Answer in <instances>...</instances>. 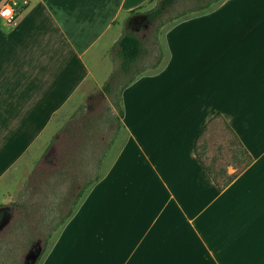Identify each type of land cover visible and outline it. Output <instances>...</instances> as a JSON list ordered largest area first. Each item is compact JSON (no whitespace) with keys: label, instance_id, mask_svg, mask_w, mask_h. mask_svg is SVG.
<instances>
[{"label":"crops","instance_id":"0c3cea01","mask_svg":"<svg viewBox=\"0 0 264 264\" xmlns=\"http://www.w3.org/2000/svg\"><path fill=\"white\" fill-rule=\"evenodd\" d=\"M18 1L15 22L0 16V183L15 179L9 173L46 132L53 138L63 107L104 90L117 62L103 59L123 33L109 34L144 2ZM217 5L189 18L188 51L170 50L168 35L157 71L125 84L126 137L77 196L41 264H264V0ZM217 113L254 156L222 190L196 152Z\"/></svg>","mask_w":264,"mask_h":264},{"label":"rangeland","instance_id":"374dc122","mask_svg":"<svg viewBox=\"0 0 264 264\" xmlns=\"http://www.w3.org/2000/svg\"><path fill=\"white\" fill-rule=\"evenodd\" d=\"M159 1L144 0L137 11L146 13ZM221 1L178 0L157 19L139 25L131 24V15L125 18L126 13H122V26L111 30L109 35L133 31L145 41L144 52L129 71H124L118 46L108 47L109 54L103 63L112 66L117 62L111 74L114 76L109 79L111 90L97 89L81 102L77 103V98L71 106L63 107L64 112L55 117L51 126L56 128L53 138L49 140L50 132H46L19 168L9 173L15 179H4L0 183V210L3 211L0 264H41L77 196L107 172L126 137V128L121 126L125 84L143 70L157 71L169 49L168 35L173 42L170 50L188 51L191 43L189 18L205 19V14L211 11L206 7L215 8ZM199 23L201 25H194L195 30L205 24ZM109 37L103 40L102 47L109 46L110 43H106ZM175 52H172L173 57ZM182 69L181 75H186L183 82H186L188 65H183ZM170 74L172 81V72ZM150 76L146 75L145 81H155ZM76 148L80 153H76Z\"/></svg>","mask_w":264,"mask_h":264},{"label":"trees","instance_id":"16d2710c","mask_svg":"<svg viewBox=\"0 0 264 264\" xmlns=\"http://www.w3.org/2000/svg\"><path fill=\"white\" fill-rule=\"evenodd\" d=\"M177 1L160 0L157 6L146 12L148 18L150 20L157 19ZM136 13L140 12L137 9L133 10L130 19ZM117 46L122 58L121 68L124 71H129L142 56L145 41L135 32L129 30L118 39ZM111 88L112 82L109 80L104 85V89L110 91ZM121 115H124L123 109ZM196 152L200 162L221 190L226 188L254 160L253 154L222 113L214 115L200 132L196 139ZM230 166H233V172H230Z\"/></svg>","mask_w":264,"mask_h":264},{"label":"built area","instance_id":"2783aa9c","mask_svg":"<svg viewBox=\"0 0 264 264\" xmlns=\"http://www.w3.org/2000/svg\"><path fill=\"white\" fill-rule=\"evenodd\" d=\"M21 5L18 0H11L0 7V16L4 17L8 22H15L21 13Z\"/></svg>","mask_w":264,"mask_h":264},{"label":"water","instance_id":"95a60500","mask_svg":"<svg viewBox=\"0 0 264 264\" xmlns=\"http://www.w3.org/2000/svg\"><path fill=\"white\" fill-rule=\"evenodd\" d=\"M148 17H149V16H148L147 13H136V14H134V15L131 17L130 21H133V22H135V23H140V22L146 20Z\"/></svg>","mask_w":264,"mask_h":264},{"label":"flooded vegetation","instance_id":"af4514ba","mask_svg":"<svg viewBox=\"0 0 264 264\" xmlns=\"http://www.w3.org/2000/svg\"><path fill=\"white\" fill-rule=\"evenodd\" d=\"M149 21H151V20H150L149 18H147L146 20H144V21H142V22H140V23H135V22H133V21H130V23L133 24V25H139V24H147ZM2 213H3V211L0 210V224H1V222H2V219H1V217H2Z\"/></svg>","mask_w":264,"mask_h":264}]
</instances>
